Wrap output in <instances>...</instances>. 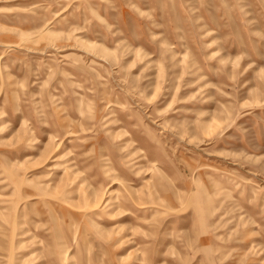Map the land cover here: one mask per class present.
<instances>
[{
    "label": "rangeland",
    "instance_id": "1",
    "mask_svg": "<svg viewBox=\"0 0 264 264\" xmlns=\"http://www.w3.org/2000/svg\"><path fill=\"white\" fill-rule=\"evenodd\" d=\"M0 264H264V0H0Z\"/></svg>",
    "mask_w": 264,
    "mask_h": 264
}]
</instances>
